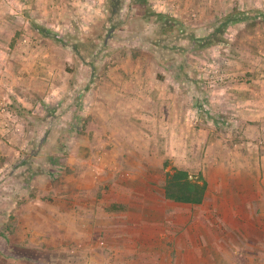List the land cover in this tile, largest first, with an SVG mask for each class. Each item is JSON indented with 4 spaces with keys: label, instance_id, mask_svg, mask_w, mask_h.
I'll list each match as a JSON object with an SVG mask.
<instances>
[{
    "label": "rangeland",
    "instance_id": "374dc122",
    "mask_svg": "<svg viewBox=\"0 0 264 264\" xmlns=\"http://www.w3.org/2000/svg\"><path fill=\"white\" fill-rule=\"evenodd\" d=\"M224 2L0 0V264H170L185 252L171 221L202 211L166 198L168 175L203 186L226 158L264 155V126L251 139L233 112H264V89L242 81L264 80V11ZM231 16L222 42L183 38ZM245 83L254 98L238 105ZM233 252L226 264H240ZM250 257L264 264V232Z\"/></svg>",
    "mask_w": 264,
    "mask_h": 264
},
{
    "label": "crops",
    "instance_id": "0c3cea01",
    "mask_svg": "<svg viewBox=\"0 0 264 264\" xmlns=\"http://www.w3.org/2000/svg\"><path fill=\"white\" fill-rule=\"evenodd\" d=\"M191 1L195 2V0ZM237 1L256 9L253 11L255 13L262 14L258 9L264 11V0ZM261 78L263 77L256 75L254 79L244 78L242 81L249 82L253 87L259 85L263 90L264 80ZM248 89L245 83L238 91L242 98L237 93L232 95L234 99L241 100L238 105H246L251 98H254V94H247ZM251 91L256 90L253 88ZM263 97L264 95L256 100L264 102ZM260 104L252 107L253 109L240 107L233 111L241 120L239 124L245 128L251 139L259 130V126H264V112H261L263 108L259 107ZM248 119L256 122H248ZM128 128V126L125 128L126 132ZM242 157L240 161L236 160L233 163L230 161L231 157L226 158L224 170L205 177L206 192L203 202L198 205H188L192 210L200 207L201 216L198 211V213H190L185 219L171 221V225H183L182 227L186 228L187 243L176 242L177 245H186V249L182 255L178 254L174 261L172 259L170 264H226L233 259L232 250L236 254L234 259H238L240 264H243L247 253L250 254L251 260L255 258L257 263L260 253V234L264 232V230L260 232V229H264V155L259 158L251 155H242ZM221 165L223 168V162ZM236 166L239 170L233 171L232 168ZM148 190L155 192L152 189ZM112 224L114 228L120 226ZM111 241L116 242L113 238ZM130 241L139 243L132 238Z\"/></svg>",
    "mask_w": 264,
    "mask_h": 264
},
{
    "label": "trees",
    "instance_id": "16d2710c",
    "mask_svg": "<svg viewBox=\"0 0 264 264\" xmlns=\"http://www.w3.org/2000/svg\"><path fill=\"white\" fill-rule=\"evenodd\" d=\"M160 19L162 15L158 16ZM158 18V19H159ZM159 19V20H160ZM238 19L234 17H226L219 24L216 31L203 40L198 39L194 34L183 35L177 33L175 37L182 39V37L190 42H197L198 46H212L216 43L222 42L221 36H224L230 23L237 22ZM172 22V20H170ZM171 26V27H170ZM169 27V28H168ZM172 23L166 21L163 23L162 28L164 30L172 29ZM179 48V47H176ZM45 139L42 140L41 144H44ZM166 198L180 203L187 204H201L205 197L206 185L201 186L197 181H191L189 175L184 171H176L172 175H168L165 185Z\"/></svg>",
    "mask_w": 264,
    "mask_h": 264
}]
</instances>
